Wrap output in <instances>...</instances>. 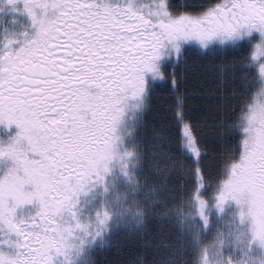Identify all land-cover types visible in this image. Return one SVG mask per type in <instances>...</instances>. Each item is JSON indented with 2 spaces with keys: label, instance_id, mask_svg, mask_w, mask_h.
Returning <instances> with one entry per match:
<instances>
[{
  "label": "snow or ice",
  "instance_id": "1",
  "mask_svg": "<svg viewBox=\"0 0 264 264\" xmlns=\"http://www.w3.org/2000/svg\"><path fill=\"white\" fill-rule=\"evenodd\" d=\"M5 11L27 23L0 27V264H163L173 217L182 232L198 223L183 264H264V139L241 145L211 198L201 146L264 95V0H0ZM129 111L159 147L144 182L121 133ZM114 219L126 230L109 241Z\"/></svg>",
  "mask_w": 264,
  "mask_h": 264
},
{
  "label": "trees",
  "instance_id": "2",
  "mask_svg": "<svg viewBox=\"0 0 264 264\" xmlns=\"http://www.w3.org/2000/svg\"><path fill=\"white\" fill-rule=\"evenodd\" d=\"M246 101L247 95H245L244 98L237 96L235 104L237 108H240ZM231 103L232 101H229V104ZM227 116L228 119L233 120V123L231 125H226L225 135L220 136L215 134L211 140L202 142L201 145L202 148L206 147L208 150V155L202 159V163L204 164V183L206 185L203 195L209 198H211L215 191L217 182L222 176L227 174L230 164L241 155L240 148L243 144L241 119L243 115L241 116L239 112L235 114L228 112ZM148 120L150 123L155 124V131L160 130L162 121L155 108L148 114ZM166 131L173 136L178 135L177 128H171ZM133 135V142L131 144L132 149H136L137 146H139V150L143 152V157L140 159L135 170L139 181L144 182L145 177H150L152 174V164L157 158L153 155V151L159 152V147L154 144L152 140V131L147 130L141 124V119H139ZM134 163H136V161ZM195 178V174H189L187 181L189 188L195 186ZM209 183H211V187L207 186ZM119 187L124 189L125 185ZM188 223L191 225L193 222L189 221ZM167 224L168 226L165 229L164 235L160 237L161 242L157 248V259L163 261V264H183L185 259L184 249L191 243V237L197 231L198 223L197 228L186 227L183 232L175 217L172 218L171 222H167ZM125 230L124 226H121L120 229L114 226L112 234L107 235V240L111 241ZM208 232L206 235L202 236L201 247L204 246V242L212 239V237L208 235ZM98 248L99 247H97V249ZM84 264H91V260L86 255Z\"/></svg>",
  "mask_w": 264,
  "mask_h": 264
},
{
  "label": "rangeland",
  "instance_id": "3",
  "mask_svg": "<svg viewBox=\"0 0 264 264\" xmlns=\"http://www.w3.org/2000/svg\"><path fill=\"white\" fill-rule=\"evenodd\" d=\"M16 14L10 13L5 11L4 13H0V27H3V24L8 22L9 19ZM16 19L19 20L21 23H27L26 17L23 15L16 16ZM16 28H20V24L16 25ZM251 103V111L245 113L241 119V133H242V143L245 144L249 142L252 138L253 132L255 131L259 138L264 139V95H257L255 99L250 101ZM140 119L139 113H133L129 111L128 116L126 118V123L121 127V133L125 138L126 145L129 149H132V142L134 137V131L136 125ZM258 125L262 127H258ZM135 159L133 160V163ZM110 179L115 180L118 186L125 185V182L122 177L117 176L110 177ZM89 200V209H95L101 206V199L99 196L92 199V197H88ZM30 211H34V209H21L18 210L17 216H27ZM227 219V217H225ZM116 224V220H113L111 225V229L113 230ZM208 235L213 238V229H209ZM107 235L105 239H107ZM100 242L97 241L95 247H99ZM85 263V255L80 256L79 258L75 259V264H84Z\"/></svg>",
  "mask_w": 264,
  "mask_h": 264
}]
</instances>
